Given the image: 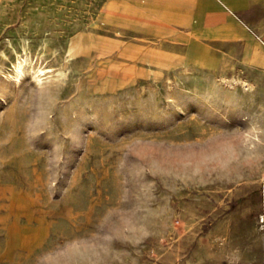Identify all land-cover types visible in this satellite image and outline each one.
Returning a JSON list of instances; mask_svg holds the SVG:
<instances>
[{
	"label": "rangeland",
	"instance_id": "obj_1",
	"mask_svg": "<svg viewBox=\"0 0 264 264\" xmlns=\"http://www.w3.org/2000/svg\"><path fill=\"white\" fill-rule=\"evenodd\" d=\"M263 60L264 0H0V264H264Z\"/></svg>",
	"mask_w": 264,
	"mask_h": 264
},
{
	"label": "bare ground",
	"instance_id": "obj_2",
	"mask_svg": "<svg viewBox=\"0 0 264 264\" xmlns=\"http://www.w3.org/2000/svg\"><path fill=\"white\" fill-rule=\"evenodd\" d=\"M26 53H27V51H26ZM253 54H254V52H253ZM261 57L263 58V56H261ZM46 69H48V68L41 67V66H36L33 63L32 57L29 54H25V56H18L17 57L14 65H13V75H12V77H13V79L16 80V82H21L22 79L26 78V76L31 75V77L34 78L37 81L38 84L39 83L42 84L46 80L49 81L50 85L51 84H55L56 79L59 78V75L58 74L57 75L53 74L52 71H47L46 72ZM97 116H98V110H92L91 117L92 118H96Z\"/></svg>",
	"mask_w": 264,
	"mask_h": 264
}]
</instances>
